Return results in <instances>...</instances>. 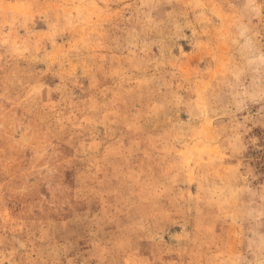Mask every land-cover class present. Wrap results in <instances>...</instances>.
<instances>
[{"label": "rangeland", "instance_id": "1", "mask_svg": "<svg viewBox=\"0 0 264 264\" xmlns=\"http://www.w3.org/2000/svg\"><path fill=\"white\" fill-rule=\"evenodd\" d=\"M0 264H264V0H0Z\"/></svg>", "mask_w": 264, "mask_h": 264}]
</instances>
